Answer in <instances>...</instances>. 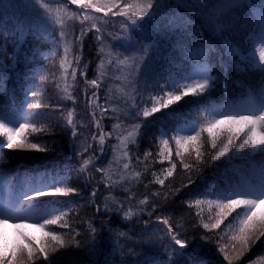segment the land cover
<instances>
[{"label":"trees","instance_id":"1","mask_svg":"<svg viewBox=\"0 0 264 264\" xmlns=\"http://www.w3.org/2000/svg\"><path fill=\"white\" fill-rule=\"evenodd\" d=\"M20 1L0 0V74L5 77L4 90L0 92V117L20 118L27 107L25 100L33 99L30 94L26 97V90L34 88L36 101L50 105L42 109L47 119L41 122L49 125V131L39 142L53 150L40 152L5 148L0 151V202L7 191L14 202L22 199L25 192L34 195L32 188H39L42 183L53 180L61 181L57 187L70 186L78 190L67 196L39 197L36 199L37 208L26 214L32 217L26 223H33L45 206L41 201H55L47 204L49 210L68 211L71 208L66 217L71 228L50 227L65 239L72 238L71 229L74 228L79 233L75 236L79 246L50 253L54 264H166L169 256L176 264H228L220 247L227 246L226 251L232 254L231 246L235 242L230 236L238 224L236 214H231L220 229H204L203 223L214 222L217 209L215 206L209 209L207 204H202L200 208L194 204L190 207L189 202L195 199L216 200L220 193L239 191L238 186L244 182L258 183L260 170L264 168V153L252 149L238 153L231 149L224 157L214 160L211 156L215 153L206 143L207 133H203L205 143L201 151L211 155L203 157L204 163L199 165L198 170L188 172L174 158L178 167L173 176L168 177L163 186L155 180L157 176L163 178L162 170L170 167L167 160L160 162L162 138L170 140L174 152L176 145L171 138L177 129L193 123L199 131L210 119L209 112L213 109H222L230 101L237 107L244 105L250 94L257 95L264 90V72L242 68L238 56L228 53L225 47L230 42L241 53H248L249 40L260 32L257 10L264 5V0H248L245 7L225 15L220 21L225 26L222 33H217L212 22L213 5L218 0H159L144 26L135 34H127L128 40H112L109 37L111 41L108 45L122 44L124 48L132 45V50L125 55L142 54L139 51L142 48L150 51V70L136 86L140 93L136 99L141 109L151 108L150 96H162L171 77L180 79L202 68V46L215 48L208 57L212 66L211 75L215 78L211 90L202 96L183 97L146 121L142 116L137 120L124 117L127 107L125 93L130 90L125 79L129 69L105 55V76L98 92L99 102L110 109L115 108L116 112L108 114L112 118L102 120L104 130L111 132L112 125L116 123L128 127L143 122L138 143L129 144L127 158L119 147L113 151L114 146L120 144L117 134L114 133L106 141L103 154L92 140V134L97 129L86 98L96 89L87 84L79 72L87 66L88 81L99 74V44L95 33L89 32L84 37L82 49L75 44L67 57L71 63L65 64L64 69L60 67L65 59L64 41L74 40L80 34L81 25L78 20L67 21L62 38L61 27L54 23V18L65 8L68 11L83 10L70 4L69 0H50V7L56 11H52L53 19L42 13L43 18L36 22L26 12V6L41 10L36 0ZM106 19L109 21L106 27L110 31L114 30L117 36L124 35L120 32L123 17ZM108 51L105 47V52ZM76 55L81 57L79 64L75 62ZM73 68L77 69L75 80L72 77ZM65 71L66 79H62ZM65 85L75 97V103L64 99ZM69 111L76 128L75 137L72 126L67 124ZM35 118L40 119L39 116ZM232 126L221 129L231 127L235 132L242 127L240 125L235 130ZM34 135H30L29 140L36 142ZM4 143L6 137L0 136V144ZM88 143H92L93 148L85 152L83 149ZM191 150L190 146L188 151ZM146 152L150 153L147 157ZM129 162L130 168L124 169L123 165ZM184 162L195 164L194 153L191 156L185 153ZM97 168L107 169L111 179L105 181L104 173ZM137 172L140 173L139 178L133 176ZM189 177L193 180L192 184H188ZM106 184L109 186L106 187ZM176 189L180 191L173 195ZM45 191L50 189L45 188ZM145 199L147 203L141 205L139 201ZM105 205L112 210H106ZM117 208L122 210L116 211ZM129 210L133 214L125 217L124 212ZM237 212L242 214L243 209H237ZM157 217L169 219L180 238L187 241L182 255L173 253L172 249L178 246L166 234L167 227ZM89 223L96 229L95 233L89 231ZM16 230L26 232L37 243L43 239L42 233L35 228ZM17 232L12 238L3 237L9 245L18 242ZM36 264L46 262L41 257ZM234 264H264V238L250 246L249 251Z\"/></svg>","mask_w":264,"mask_h":264},{"label":"snow or ice","instance_id":"2","mask_svg":"<svg viewBox=\"0 0 264 264\" xmlns=\"http://www.w3.org/2000/svg\"><path fill=\"white\" fill-rule=\"evenodd\" d=\"M38 6L43 10L44 14L53 19V13L50 7V0H36ZM62 2V0H59ZM69 3L76 5L79 9H82L79 14L76 12L68 11L66 8L62 16L54 18V23L61 27V36L64 37L63 28L67 21L78 20L81 28L80 34L74 38V40L64 41V54L65 59L62 60L60 67L64 69L65 64H70L71 61L67 59L69 54L73 50L75 44H79L81 49L83 47V39L88 35L89 32L95 33V39L99 44L98 57H99V74L97 78L88 81L86 79V69L79 72L81 77H85V82L91 85L96 91L92 92L90 97L86 98L87 105L91 111L92 119L97 129L96 133L92 134V140L96 142V146L99 148L101 154L104 152L106 141L112 137L115 133L117 139L120 140L118 146H114L113 151H116V147H119L122 151L123 156L127 158L129 156V144L136 145L138 143V137L142 133V124L133 123L128 127H123L122 123H116L112 125V131L106 132L102 125L104 118H112L108 114L115 113V108H108L102 105L98 95L99 89L102 87L103 77L105 76V55L113 57L116 64L126 65L129 69L125 79L128 81L129 91L125 93L124 103L126 109L123 112L125 118L137 120L141 116L146 121L148 117L154 113L167 109L171 105L179 102L183 97L186 96H202L207 94L213 87L214 77L211 75L212 66L208 62V57L211 52L215 51L212 46H202L201 51L203 53L202 59L204 64L200 71L196 73V78L192 76H183L180 79L173 80L171 83V90L165 91L162 96H150L152 101L151 108L144 107L139 108L137 103V96L140 95L137 89V83L144 79L147 72L150 70L148 61L151 59V54L148 48H142L139 51L142 54L125 55V53L132 50L130 44L128 48H124L122 44H110L108 45V38L112 40H128V33L135 34L137 29L144 26L146 18H148L159 0H69ZM248 0H218L213 5L212 22L215 25L217 33H222L224 25L220 23L221 19L232 12L235 9L245 7ZM89 10L92 13L102 14L100 16L89 14ZM259 18L260 32L257 38L249 40L250 51L247 60L248 67L252 70H259L264 72V5L257 10ZM108 17H123L124 23L121 24L120 32L123 36H117L114 30L106 31L105 26L108 25ZM255 35V34H254ZM255 44L256 47H252ZM110 48V51L105 52V46ZM230 45V42H229ZM123 49L118 51L117 49ZM235 54V50H232ZM258 55V59H257ZM123 56V59H121ZM75 62L80 63V55L75 56ZM243 70V69H242ZM77 75V69H72V77L75 80ZM46 79V78H45ZM62 79H66L65 75ZM3 74H0V92L4 90ZM168 85H165L167 87ZM57 87H60L57 84ZM179 91H176V89ZM63 91L66 93L64 99L71 100L75 103V97L68 92V87L65 85ZM31 95L33 99L25 100L27 105L26 109L23 110L22 116L19 120H7L0 119V136L6 137V143L0 144V151L3 149L9 150H36L40 152L52 151L50 147L42 145L39 141L44 134L49 131V125L41 121L47 119V114L42 111L44 108L50 107L46 103L36 101L37 92L34 88L26 90V97ZM130 102V103H129ZM248 109L247 114L242 113L238 110V107L231 101L225 104L222 109H213L209 112L210 119L206 125L196 131L192 128L190 131L194 132L191 135H181L184 129H177L176 134L171 138V141L175 143L176 148L173 152L170 147V140H162V149L159 153L161 160L160 162L167 160L170 167L164 168L163 178L157 176L155 183L165 185V180L168 177H172L174 171L178 165L175 161H179V165L182 166L186 171L191 172L194 169L198 170L199 165L204 163L203 157L211 153H205L201 151V147L204 145L202 140V134L207 133V145L215 153L211 156L212 159L217 160L224 157L231 149H235L236 152H242L245 149H252L264 153V90L257 95L250 94L247 98ZM99 112V117L97 116ZM39 116L40 119L35 117ZM220 118L217 119L216 117ZM119 119V116L116 117ZM23 121V122H21ZM18 124V126H16ZM67 124L72 126L73 136H76V128L72 119V112L69 111ZM242 125L239 131H233L231 127L227 129H221L222 125ZM126 133V135L124 134ZM34 135V140H29L30 135ZM191 146V152L189 147ZM93 148L92 143H88L83 151L87 152ZM185 153L191 156L194 153L195 164L185 163ZM150 153H145V157ZM175 158V161H174ZM124 169L130 168V162L123 165ZM97 171L104 173L103 179L105 181L110 180L107 169L97 168ZM155 175V173H154ZM135 178H139L140 173H133ZM259 182L251 183L244 182L238 187L239 191L229 190L218 194L216 200H201L195 199L189 202L191 207L194 204L197 208H200L202 204H207L209 209L215 206L217 212L215 214L214 222L203 223L204 229H220L221 225L225 220L233 213L236 214L238 224L233 230L230 236L232 244V254L226 251L227 246H221L220 251L224 253V259L228 261V264H234V261L239 260L245 255L250 249V246L255 245L257 241H261L264 238V168H261L259 174ZM61 183L59 180H53L51 183H42L39 188H32L31 191L34 195H29L27 192L23 193L22 199H18L12 203L4 204L0 206V229L3 226H10L16 229L22 228H35L42 233L43 239L39 243L35 241L33 237H30L26 232L18 231L17 236L18 242L9 245L3 238L4 233L0 230V264H36V261L43 257L46 264H54V261L50 259V253H55L58 249H66L69 246H79V242L75 239L79 233L75 232L72 228L71 239H65L57 231L53 230L50 226L56 225L59 228H71L66 217L68 216L71 208L68 211H60L59 209L49 210L47 204L55 203L43 202L45 206L40 209L38 215L35 217L33 223H26L25 221L32 218L28 213H31L33 209L37 208L36 199L43 196H67L70 193H76V188L57 187L56 185ZM193 180L191 177L188 179V184H192ZM106 187L109 185L106 184ZM188 185H183L187 187ZM45 188H49L50 191H45ZM180 189H176L173 195L178 193ZM95 195V192H93ZM167 197V193H165ZM235 197V198H233ZM139 203L144 205L147 203V199L140 200ZM106 210L111 211L108 205H105ZM237 209H243V213L237 212ZM122 209L117 208L116 211ZM143 209H141L142 211ZM202 211V209H201ZM59 212V214H56ZM133 213L131 210L124 212L125 217L131 216ZM200 215V212L197 213ZM158 221L167 227V235L170 236L174 245L178 248H173L174 254H183V251L187 246V241L181 239L179 233L174 230L169 219L157 217ZM231 228V225H229ZM89 231L92 233L96 232V229L89 223ZM223 239V237H221ZM94 250V249H93ZM166 264H176V261L171 256L168 257Z\"/></svg>","mask_w":264,"mask_h":264},{"label":"rangeland","instance_id":"3","mask_svg":"<svg viewBox=\"0 0 264 264\" xmlns=\"http://www.w3.org/2000/svg\"><path fill=\"white\" fill-rule=\"evenodd\" d=\"M16 2H18V3H21V1L20 0H15ZM24 1V0H23ZM52 9V8H51ZM52 11H54V12H56L54 9H52ZM69 11H71V12H76L77 14H79L80 12H77V11H74V10H69ZM26 12H28V14L29 15H32V19L34 20V21H36L37 19H40V18H43V15H41L42 13H44L43 12V10L41 9H38V8H36L35 9V7L33 6V7H27L26 6ZM89 14H91V15H96V16H100L101 14H98V13H92V12H89ZM63 15V12H61V13H58V14H56V17L57 16H62ZM36 22H38V21H36ZM40 22V21H39ZM105 29H106V31H110L106 26H105ZM258 37V36H257ZM257 37H254L253 39H255V38H257ZM111 41V39L109 40V38H108V43ZM105 47H107V50H110V48L108 47V46H105ZM225 47H226V50H227V52L228 53H230V54H232V55H237L238 56V58H239V60L241 61V67L242 68H249L248 67V63H247V60L245 59L246 57H248V55H249V51H248V53H241V51H239L238 49H236V48H233L231 45H229V44H226L225 45ZM252 47H256V45L255 44H253L252 45ZM232 50H235V54H233V51ZM257 59H258V55H257ZM249 69H251V68H249ZM82 70H84V68L82 69ZM201 70V68H198L197 70H195L191 75H189V76H192L193 78H196V73L198 72V71H200ZM88 73H89V71H88V69H86V77H87V75H88ZM176 79H179V78H176V77H171L169 80H168V82L166 83V85H168L167 87H166V91H169V90H171V83H172V81L173 80H176ZM214 82V81H213ZM176 91H179V89L177 88L176 89ZM248 103H247V101L245 102V104L244 105H239L238 106V110H240L242 113H244V114H247V109H248ZM217 119H219L220 117L219 116H217L216 117ZM0 119H7V120H9V121H11V120H19V118L17 119H12V118H4V117H0ZM21 122H23V121H21ZM16 126H18V124L16 125ZM223 126H228V125H222L221 127H223ZM235 130H237V129H239L240 128V125L239 124H233V126H232ZM192 128H195V130H196V127H195V125L193 124V123H189V124H187V125H185L183 128H181V129H184L185 131L184 132H182V133H180L181 135H185V134H187V135H191V134H194V132H192V131H190ZM164 137V136H163ZM164 138H162L161 139V142H162V140H163ZM81 147L82 148H84V146L81 144ZM45 190V189H44ZM12 202V198H11V195H10V193H9V191H7V195H6V197L0 202V206H3L4 204H7V203H11ZM31 216V215H30ZM31 219V218H30ZM30 219H28V220H26L25 222H28V221H30ZM0 230H2L3 231V233H4V237H8V238H12L13 237V235H14V233L16 234V232H17V230H16V228H14V227H10V226H3V228L2 229H0Z\"/></svg>","mask_w":264,"mask_h":264}]
</instances>
